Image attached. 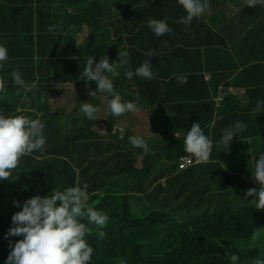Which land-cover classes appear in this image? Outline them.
<instances>
[{
	"label": "trees",
	"instance_id": "obj_1",
	"mask_svg": "<svg viewBox=\"0 0 264 264\" xmlns=\"http://www.w3.org/2000/svg\"><path fill=\"white\" fill-rule=\"evenodd\" d=\"M228 1L237 6L235 15L229 16L221 8ZM34 4L38 5L37 11ZM209 4L211 12L194 19L186 28L178 23L186 16L178 0H0V46L7 49L9 56L8 62H2L6 81L1 82L5 91L0 92V114L34 118L40 115L48 136L55 128L71 136L58 137L51 148L67 169L68 180L63 188L76 181L85 182L95 193L87 190L90 206L108 216L102 229L103 239L96 235L101 229L82 221L93 229V234L85 237L94 249L89 264H231L232 254L239 257L236 264L264 261V210L255 208L256 198L246 197L249 189L261 187L254 183L252 171L256 160L264 155V147L256 142L234 143L241 132L233 137L230 150L223 151L220 143L224 129L236 122L247 127L249 121L264 118V105L257 109L258 102L264 101V8L261 4L248 7L245 0H209ZM149 18L165 21L171 32L155 38L148 27ZM126 39L143 46L145 51L138 55L128 51L127 64L120 65L112 57H118V47ZM254 39L257 40L249 44ZM233 40L237 43L230 48L228 42ZM244 44L247 46L243 51ZM149 51L155 55L149 57ZM35 52L39 56L33 58ZM101 56L117 64L118 76L106 73L113 80L115 94L121 96L122 102L130 98L132 82L137 91L131 94L137 95L144 107L149 106L144 94L147 82L128 79L125 73L151 62V71L156 73L159 84L151 101L159 105L157 108L169 106L177 114L173 127L160 128L157 151L174 159L188 153L184 150L185 138H175L173 132L187 134L198 121L194 119L210 120L213 116V108L193 112L195 105L191 99L195 89V99H208L212 88L216 90L231 77L232 85L247 90L245 105L235 100L224 109L226 117L220 131L211 134L214 147L209 163L192 166L178 175L175 183L187 186L182 191L172 190L173 194L168 195L171 199L158 202L153 196L155 190L146 189L145 168L131 172L135 157L146 151L134 148L129 141V137L137 136V131L130 135L123 125L115 134V144L120 145L112 154L113 148L109 150L99 140L105 136L93 130L94 120L85 114L84 118H74V108L67 113L53 103L52 93L67 86L96 91L95 83L79 77L87 58L95 57L98 63ZM13 71H19L25 83L32 86L27 94L13 85ZM206 74H210L209 81ZM183 76H187V83H180ZM164 91L166 100L157 103V96ZM108 95L109 102L113 94ZM87 99L88 96L81 98L77 108ZM92 103L99 101L93 99ZM117 119L109 110L103 123L109 135ZM74 142L81 148L77 155ZM238 149L240 160L233 156ZM89 150L101 164L97 151L108 152L103 162L109 171L106 176H89L84 170L77 174L74 170L75 162L79 168L85 166ZM249 157L250 160L245 159ZM43 158L44 154L26 160L22 177L14 169L8 180L0 181V264H6L12 250L1 234L6 224L10 228L13 225L14 201L22 192H47V188L27 190L23 184L42 182V177L45 182L57 181L61 174L59 166L43 162ZM95 166L93 161L85 168L92 170ZM191 191L193 198L187 202L185 193ZM257 230L259 236L253 239Z\"/></svg>",
	"mask_w": 264,
	"mask_h": 264
},
{
	"label": "clouds",
	"instance_id": "obj_2",
	"mask_svg": "<svg viewBox=\"0 0 264 264\" xmlns=\"http://www.w3.org/2000/svg\"><path fill=\"white\" fill-rule=\"evenodd\" d=\"M178 3L186 12V16L181 17L178 23L185 25L186 28L192 24L194 19L199 20L206 12H211L209 0H178ZM245 4L253 8L261 4L264 8V0H245ZM32 6L36 11L39 9L38 5L34 4ZM225 14H228L227 11ZM235 14V12L232 13V15ZM148 27L155 34V38H163L166 33L171 32L168 24L163 20L149 18ZM235 35L236 33L233 32V36ZM256 40L250 41L249 44ZM236 43L237 41L233 40L232 42H228V45L231 48ZM246 46L244 44L243 51ZM118 49L120 50L118 57L112 58L116 62L119 61L120 65L127 64L128 51L137 52V55L144 54L145 51L143 46L140 47L131 42L130 39L124 40V45L118 47ZM154 55L153 51H149V57H153ZM37 56H39L38 52H35L33 58ZM4 61L8 62L9 56L7 49L0 46V92L5 91V85L1 83L6 81L4 76L5 65L2 64ZM116 62H110V58L107 56H101L98 63L95 62V57L87 58L86 67L82 70L79 79L95 83L97 90L82 89L88 90L89 94L83 93V97L77 98L75 102H79L81 98H87V96L89 99L82 102L79 106L78 116L84 118L85 114L89 120H94L95 125L93 130L100 136H105L104 139L99 140L104 142L109 147V150L113 148L112 154L115 148L120 145L119 142L115 144V134H119V130L123 125L126 126L130 135H133L137 131V136L129 137V141L134 148H146V151L135 157L136 163L133 169L134 171L144 168L147 170L146 189L148 191L150 189L155 190L156 194L153 196L156 200L157 192L162 196L163 200L171 199L168 195L173 194L172 190L179 189L182 191L187 186V184L177 185L175 183L174 180L178 175L186 172L192 166L209 163L214 147L211 134L215 130H217L216 134L220 131L226 117L224 109L228 107L229 103H234L235 100L245 105L248 100L247 90L243 86L237 87L232 85L231 77L220 83L216 90L212 88L208 99L204 97L195 99V89L191 99L195 105L193 112H201L207 108H213V116L210 120L194 119L198 121L193 123L187 134L178 131L173 132L175 138H185L184 150L188 153L174 159L165 153H159L150 142L155 136L158 138L161 127H173L171 125L172 121L177 116L176 112L169 106L167 108H163L162 106L161 108H157L159 105L151 101V96L159 88L156 73H152L150 68L151 62L146 61L144 64H139V68L136 70L128 71L125 69V75L128 79L140 78L147 82L144 87V94L149 102L148 107H144L138 102L137 95L132 96L131 92L137 91L132 82L131 91H129L130 98L122 102L121 96L115 94L113 80L106 73L111 74L112 77L119 75L116 71ZM239 72L240 70L236 71L233 77ZM10 75L14 86L23 88L25 94L31 91L32 86L25 83L19 71H13ZM205 79L209 81L210 74H206ZM179 81L180 83H187V76L180 77ZM71 88L76 92L79 90V88ZM253 88L255 87L253 86ZM107 93L113 94V98L109 102V95ZM166 95L167 91L161 92L157 96V103L165 101ZM93 99L98 100L99 103H92ZM261 105H264V101L258 102L257 109ZM103 109L105 117L102 116ZM156 109L162 114L157 119L155 116H151V112ZM109 110L111 115L118 117L110 135L106 132L103 124L108 117ZM97 114L101 119L98 118ZM162 116L163 118L161 119ZM39 118H41L40 115L34 118L19 115L6 117L0 114V181L8 180L14 169L22 177L24 175V162L43 154V162L47 161L49 164H55L61 169V174L57 177V181L52 179L51 182H45V179L42 177V182L23 184L27 186V190L30 188H47V192H36L29 195L22 192V195L14 201L11 207L13 225L10 228L6 224L1 234L3 235L5 245L12 249L6 264H89L94 249L85 238L86 235L93 234L92 227L88 225L101 229L97 231L96 235L100 239H103L105 232L102 229L108 222V216L90 206L88 191L93 195L95 193L87 188L85 182L80 183L76 181L75 184L63 188L68 180L67 169L61 163L62 158L56 156L51 151V148L56 144L58 137L70 135L55 128L48 136L47 128L44 129L45 125ZM150 118L151 120H149ZM84 120L88 122V120ZM98 126L101 128L96 130ZM85 127L87 126L85 125ZM245 127L243 122H236L234 126L224 129L220 140L222 149L230 150L233 137L238 136L237 133L245 129L246 133L242 134L240 139L234 143L244 145L254 142L253 135L255 134L249 131V127ZM143 128L145 129L144 134ZM72 145L75 155H77L80 146L76 142ZM97 153L100 156L102 164L94 158V154L89 150V157L85 166L93 161L96 162V166L92 170H86L85 166L79 168V163L75 162L73 168L76 173L79 174L80 171L84 170L85 174L89 176L95 174L106 176L109 171L103 166V162L108 152L97 151ZM138 157L144 158L139 168L136 167ZM186 159L191 160V163L186 164ZM252 173L255 180L254 183H258L261 187L258 190L249 189L246 197L256 198L255 208L264 210V155H261L256 160ZM48 177H51L50 174ZM99 191L96 193H99ZM185 195L188 196L187 202H189L193 198V191L188 194L185 193ZM84 220H87L88 225L82 222ZM258 236L259 230L253 233L252 238L256 239ZM238 260L239 257L236 254L231 255V264H236ZM257 264H264V261L258 260Z\"/></svg>",
	"mask_w": 264,
	"mask_h": 264
},
{
	"label": "rangeland",
	"instance_id": "obj_3",
	"mask_svg": "<svg viewBox=\"0 0 264 264\" xmlns=\"http://www.w3.org/2000/svg\"><path fill=\"white\" fill-rule=\"evenodd\" d=\"M221 8L225 9L228 13L229 16L232 15L233 12H237L238 8L235 5L234 1H228L225 5H223ZM218 21L220 22L221 20L218 19ZM17 93V92H16ZM83 93H85L86 95L89 94L88 90H82L79 89L77 92L75 90H73L71 87L67 86L64 89H58L55 92L52 93V98H53V103L56 106H59L61 108L58 109H63L64 111H66L67 113L71 112V108H76L75 112H74V118H80L79 112H78V108H77V102H75V100L77 98L83 97ZM70 107V108H69ZM105 108V105H104ZM55 108H52V110H54ZM103 114L102 116L105 117L104 114V109L102 110ZM151 116H155V118L157 119L159 116H161L162 114L160 112L157 111V109L155 111L151 112ZM77 114V115H76ZM252 116H254L252 114ZM163 118V116L161 117V119ZM151 120V118L149 119ZM101 127H96V130H99ZM173 130L171 129V132ZM249 131L253 132L255 135H253V141L256 142L259 147L260 145L262 147H264V119H262V117L259 118V120L254 119V121L250 122L249 125ZM159 140V136L158 138L155 136L153 139L150 140L151 144L154 146V148L157 150V142ZM256 147V145H254V148ZM149 149H151V147H149ZM258 150V149H256ZM255 150V151H256ZM223 151H226L225 149H223ZM239 151V149H238ZM238 153V154H237ZM235 153L233 156H235L237 158V160H240L239 154L240 151ZM247 160H250L249 158H245ZM144 160V158L138 157V163H137V168H139L142 165V161ZM243 163H247V162H243ZM236 164V163H234ZM232 168L234 169V166H232ZM134 169L131 171L133 172ZM157 201L158 202H162V196H160L157 192Z\"/></svg>",
	"mask_w": 264,
	"mask_h": 264
},
{
	"label": "built area",
	"instance_id": "obj_4",
	"mask_svg": "<svg viewBox=\"0 0 264 264\" xmlns=\"http://www.w3.org/2000/svg\"><path fill=\"white\" fill-rule=\"evenodd\" d=\"M185 163H186V164H187V163L190 164V163H191V160L186 159V160H185Z\"/></svg>",
	"mask_w": 264,
	"mask_h": 264
},
{
	"label": "crops",
	"instance_id": "obj_5",
	"mask_svg": "<svg viewBox=\"0 0 264 264\" xmlns=\"http://www.w3.org/2000/svg\"><path fill=\"white\" fill-rule=\"evenodd\" d=\"M252 113V112H251ZM249 120H250V117L248 118ZM249 125H250V121H249ZM249 125L247 126V127H249ZM246 130V129H245ZM244 130V131H245ZM245 133V132H244ZM241 135H242V132H241ZM247 136H249V135H247Z\"/></svg>",
	"mask_w": 264,
	"mask_h": 264
}]
</instances>
